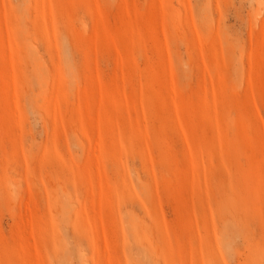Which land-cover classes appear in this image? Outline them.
I'll use <instances>...</instances> for the list:
<instances>
[{
    "label": "rangeland",
    "instance_id": "rangeland-1",
    "mask_svg": "<svg viewBox=\"0 0 264 264\" xmlns=\"http://www.w3.org/2000/svg\"><path fill=\"white\" fill-rule=\"evenodd\" d=\"M0 264H264V0H0Z\"/></svg>",
    "mask_w": 264,
    "mask_h": 264
}]
</instances>
